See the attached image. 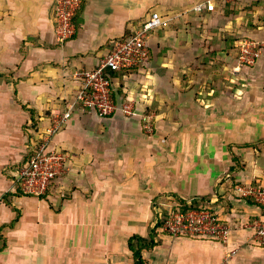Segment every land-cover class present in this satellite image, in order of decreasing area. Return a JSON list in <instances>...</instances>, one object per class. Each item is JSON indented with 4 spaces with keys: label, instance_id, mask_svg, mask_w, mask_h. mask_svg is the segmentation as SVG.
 I'll return each instance as SVG.
<instances>
[{
    "label": "crops",
    "instance_id": "obj_1",
    "mask_svg": "<svg viewBox=\"0 0 264 264\" xmlns=\"http://www.w3.org/2000/svg\"><path fill=\"white\" fill-rule=\"evenodd\" d=\"M205 1L81 0L75 35L60 43L54 0H0V264L132 263L134 236L154 242L143 264H264L252 242L262 210L233 192L264 188V48L254 66L237 60L242 39L264 43V0L193 10ZM153 11L172 21L150 32L146 64L110 74L113 102L129 99L134 115L70 110L51 141L66 172L44 196L22 194L14 175L35 144L29 127L38 137L68 111L73 75ZM181 202L212 209L226 242L165 234Z\"/></svg>",
    "mask_w": 264,
    "mask_h": 264
},
{
    "label": "built area",
    "instance_id": "obj_2",
    "mask_svg": "<svg viewBox=\"0 0 264 264\" xmlns=\"http://www.w3.org/2000/svg\"><path fill=\"white\" fill-rule=\"evenodd\" d=\"M215 1L217 0H206L204 3L197 4L193 10L213 11ZM218 1L229 3L237 0ZM80 4V0H54L52 14L58 42H65L75 35L74 17ZM171 21L172 17L168 15H162L156 11L150 12L129 36L113 42L112 49L99 60L94 69L73 75L80 86L70 108L65 113L53 117L48 127L39 132L38 143L33 145L26 161L15 171V185L22 194L42 197L52 183L66 172L69 157L66 153L52 148L51 141L70 117V110L78 106L93 111L101 117H107L116 111H120L127 117L134 115V108L129 99L119 104L113 102L110 73L144 66L148 57L147 40L150 32L168 27ZM263 48L262 42L242 39L238 43V64L254 66ZM143 120L146 123L144 129L150 132L152 127L146 118ZM233 192L237 197L249 199L261 208L262 216L253 226L252 242L256 246L264 247V188L240 184L234 186ZM161 230L176 238L226 242L230 227L221 221L212 209L198 208L185 211L177 209L169 212L162 221Z\"/></svg>",
    "mask_w": 264,
    "mask_h": 264
},
{
    "label": "trees",
    "instance_id": "obj_3",
    "mask_svg": "<svg viewBox=\"0 0 264 264\" xmlns=\"http://www.w3.org/2000/svg\"><path fill=\"white\" fill-rule=\"evenodd\" d=\"M80 2H81V0H80ZM132 70H134V69L125 70V71H132ZM114 73H117V72H114ZM110 74H112V73H110ZM28 130H29V133H30L32 139L34 140V142L38 143L37 128L35 129V127L31 125ZM180 205L182 207L181 210H184V211L185 210H193V209L200 208V207H198V205H194V204L185 205L183 202H181ZM153 244H154V242H153L151 236H149L147 239H142V238L137 237V236L132 237L128 241V247H129L130 251L133 254V262H132V264H143V262L141 260V251L143 249H145V248L151 247ZM3 246L4 245L0 246V249H2Z\"/></svg>",
    "mask_w": 264,
    "mask_h": 264
}]
</instances>
